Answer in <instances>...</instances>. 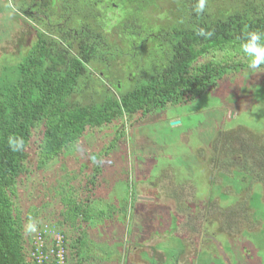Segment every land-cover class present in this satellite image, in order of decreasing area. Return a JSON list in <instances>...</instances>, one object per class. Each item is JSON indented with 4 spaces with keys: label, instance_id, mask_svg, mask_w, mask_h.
Wrapping results in <instances>:
<instances>
[{
    "label": "trees",
    "instance_id": "16d2710c",
    "mask_svg": "<svg viewBox=\"0 0 264 264\" xmlns=\"http://www.w3.org/2000/svg\"><path fill=\"white\" fill-rule=\"evenodd\" d=\"M10 1L11 5L23 4L18 7L26 15L22 25L37 34L31 46L22 49L18 62L0 69V264H33L27 230L30 223H54L65 236L67 261L84 264L88 260L82 247L85 236L77 230L81 225L92 226L93 218L105 217L102 208L92 205L94 190L105 183V166L97 162L92 167L83 184V197L73 194L77 187L58 175L66 172L65 168L55 169L56 177H50L48 185L54 198L59 196L57 216L53 222L37 218V212L24 216L17 202V185L31 171L28 150L33 131L37 128L40 134L39 159L34 166L39 170L76 146L81 150L83 137L93 130L101 131L103 125L121 122L124 130L123 121L137 123L156 108L195 101L211 92L216 97L228 93V106L238 105L239 99L264 82V64L249 67V58L242 50L247 32L264 33V0H206L203 13L196 11L198 0H38L35 4L30 0L29 6L25 0ZM149 18L153 25L146 27ZM201 29L211 35H200ZM147 54L152 61L148 75L139 69ZM239 54L241 57H236ZM114 59L123 64L117 77L133 83L129 89L122 79H111L109 62ZM130 71L137 77H127ZM228 132L232 151L241 163L246 146L237 144L241 131L234 138ZM223 133L218 136V149L224 143L220 139ZM10 136L23 139L22 150L9 148ZM118 139L103 147V153ZM225 148L229 150L228 142ZM236 164L243 171H235L234 180L226 182H236L239 188L248 186L253 174ZM213 191L221 200L229 198L219 189ZM131 195L128 197L133 202ZM261 197L254 192L248 198L254 213L251 201ZM120 204L116 211L126 218L125 199ZM164 227L170 229L168 224ZM132 232L130 229L129 234ZM72 234L75 239L70 238ZM126 244L132 242L127 239Z\"/></svg>",
    "mask_w": 264,
    "mask_h": 264
},
{
    "label": "rangeland",
    "instance_id": "374dc122",
    "mask_svg": "<svg viewBox=\"0 0 264 264\" xmlns=\"http://www.w3.org/2000/svg\"><path fill=\"white\" fill-rule=\"evenodd\" d=\"M7 6L9 8L5 19L0 15V33L2 29L6 30L5 37L0 40V69L18 62L23 55L22 49L31 46L36 34L33 28L23 27L26 18L20 15L15 4L7 2ZM149 24L153 25L150 18L146 27ZM108 50L110 48H106ZM148 57L149 54L144 57L145 71L152 62ZM236 57L240 58L241 55ZM122 67L123 64H119L116 59L110 60L112 80L118 82L122 79L117 77V71L122 72ZM105 71L110 77L111 73L106 68ZM121 81L125 83V89L133 84L129 80ZM221 95L223 96L216 97L211 92L195 101L156 108L137 123L123 121L124 130L121 122L103 125L101 131L93 130L83 137L80 142L81 150L76 146L73 152L69 153L68 150L65 155L51 159L39 170L34 168L39 159L40 134L36 128L28 150L31 171L17 185V202L23 215L37 212V218L53 222L52 218L58 213L55 208L59 196L54 198L52 189L49 191L48 181L50 177H56L54 170L59 172L64 167L68 174L60 171L58 175L77 187L73 194L78 193V196L83 197L85 178L89 177L92 167L100 162L105 166V183L94 190L96 196L92 205L102 208L105 217L93 218L92 221L95 222L92 226L81 225L80 230H77L78 234L85 236L82 247L88 254V260L84 264H135L136 254L132 252L130 255L126 245L128 235L137 234V238H142L147 232L161 231L165 224L172 228L168 219L178 221L173 230L177 227L179 232L191 231L186 235L181 233L189 238L188 242L185 240L186 250L182 256L185 264L196 255V264H210V261L212 264H222V261L264 264V82L257 84L235 106H228V93ZM76 98L80 99V96ZM173 121L176 123L172 124ZM224 131L220 137L224 143L222 149H218V136ZM227 131H230L228 133L233 138L241 131L237 144L246 145L241 163L235 151H232L233 144ZM117 137V144L103 153V147ZM226 142L229 150L223 149ZM228 152H231V156ZM106 158H111L110 162ZM218 163L225 167H216L221 171L213 172L212 166H217ZM236 163L243 165L254 176L249 186L239 190H235L238 189L237 183L226 182L234 180L235 177L229 175H234ZM211 175H215V185L210 186ZM221 183L225 184L222 192L229 196L226 200L219 199L211 191ZM253 191L262 194L261 199L251 201L255 213L248 207V198ZM131 193L134 194L133 202L130 200ZM209 197L210 202H213L210 206V202L207 205ZM124 199L128 209L126 218L123 213L124 217H121L116 211ZM109 213L113 217L107 216ZM118 217L124 219V225ZM220 224L223 225V231L219 230ZM130 229L133 230L131 235ZM65 230L66 233L70 232L69 228ZM143 230L146 232L143 233ZM226 231L230 234L225 233ZM243 231H247L246 236L242 234ZM179 232L165 235L159 240L170 245L167 246V251H163L167 258L171 253L180 251L177 238L171 239V243L169 238ZM191 233L193 234L189 235ZM75 237L72 234L70 238ZM228 238L232 252L224 253L223 250L228 251ZM130 241L132 244L136 243L134 239ZM198 246L201 249L197 254ZM172 260L168 258L165 264H172ZM137 262L143 264L139 260Z\"/></svg>",
    "mask_w": 264,
    "mask_h": 264
},
{
    "label": "crops",
    "instance_id": "0c3cea01",
    "mask_svg": "<svg viewBox=\"0 0 264 264\" xmlns=\"http://www.w3.org/2000/svg\"><path fill=\"white\" fill-rule=\"evenodd\" d=\"M215 161V163H216V160H214ZM213 167V172H220V171H218L217 169H216V167H225L224 165L223 166H221L219 163H218V165L217 166H212ZM228 175V174H227ZM211 176H213V175H211ZM229 176H231V177H233V175H229ZM214 179H215V175L212 177V178H210L209 179V182H210V186H211V184H213V185H215L214 184ZM236 183V182H235ZM222 185H216L217 186V189H219V190H221V193H223L222 192V190L223 189H225V184L224 183H221ZM238 184V183H237ZM226 187L228 188V185H226ZM238 187V186H237ZM243 188V187H242ZM235 189V188H234ZM237 189V188H236ZM235 189V190H236ZM238 189H241V188H239L238 187ZM211 191H213V190H211ZM214 193V195H217L218 197H219V199H221L220 198V195H219V193L218 192H215V191H213ZM224 194H226L225 192H224ZM228 195V194H227ZM216 197V196H215ZM171 198V197H170ZM210 200H211V197H209L208 198V202H207V205L209 204V202H210ZM213 202H210V204H209V206L212 204ZM262 219H263V217H262ZM170 221H171V223L173 224V226L175 227L176 225H177V223H178V221H176V220H174V219H169ZM264 220V219H263ZM263 224H264V222H263ZM262 226V225H261ZM170 228V227H169ZM161 231H159V232H147V233H145V235L144 236H142V238H137L138 236H137V234H135L134 236L133 235H131V236H129L128 235V238H129V241H130V239H134L135 240V242L136 243H134V244H126L127 246H128V248H129V254L131 255V253L132 252H135V254H136V257H137V259L139 260V262L140 263H143V264H165L166 263V261L168 260V258H172L173 260H172V264H185V262L183 261V259H182V256H183V254L185 253V250H186V245H185V240L188 242V237L187 236H185L188 232H191V231H184V230H182V231H180L179 232V229L176 227L174 230L173 229H168V228H165V227H163L162 229H160ZM219 230L220 231H223V225H219ZM237 230H238V228H237ZM252 231V230H251ZM144 232H146L145 230H143V233ZM179 232V234H177L176 236H169V238H170V243H171V239H174V238H177V242H178V244L180 245V251H178V253L176 252L175 254L174 253H171L169 256H168V258H167V255L165 256L164 255V252L163 251H167L168 249H167V246H170V245H167V244H164V243H162V242H159V240H161V238L163 237V236H165V235H172L173 233H178ZM249 232V231H248ZM181 233H184L185 235H181ZM225 233H227V234H230V232H225ZM193 233H191V234H189V235H192ZM242 234L244 235V236H246V234H247V231H243L242 232ZM241 234V235H242ZM229 239V238H228ZM138 240H141L140 242L138 241ZM226 240V239H225ZM229 242H227V240H226V242H227V244H226V247H227V250L228 251H225V250H223V252L224 253H226V252H230L231 251V249L229 248V244H231L230 243V239L228 240ZM131 242V241H130ZM141 242H143V243H141ZM201 249V247L200 246H198V249H196V251H197V254L200 252L199 250ZM203 251H205V250H203ZM217 252L219 251V250H216ZM205 252H207V251H205ZM232 252V251H231ZM208 253V252H207ZM195 254V253H194ZM134 257V256H133ZM216 258V257H215ZM136 259V258H135ZM136 259V263L135 264H139ZM196 259H197V255L194 257V259L192 260V261H189L188 260V263L187 264H196ZM223 263H229V264H234V263H230V261L228 262V261H226V262H224V261H222V264ZM210 264H212V261H210Z\"/></svg>",
    "mask_w": 264,
    "mask_h": 264
},
{
    "label": "clouds",
    "instance_id": "9594fccd",
    "mask_svg": "<svg viewBox=\"0 0 264 264\" xmlns=\"http://www.w3.org/2000/svg\"><path fill=\"white\" fill-rule=\"evenodd\" d=\"M205 9H206V0H198V4L196 6L197 13H203L205 11ZM199 34L202 36L203 35H209V36L211 35L210 32L205 33V31L203 29L200 30ZM242 50H243V53L249 58V67H251L253 69L259 68L262 64H264V33L257 32V31L247 32L244 35V39L242 42ZM8 146L13 151H20V150H22V148L24 146V141L21 137L10 136L8 138ZM229 167H230V165H228L227 168H229ZM45 224L50 225L56 231L63 234L54 224H51V223H45ZM41 225H44V224L35 225V223H30L27 226V230L30 231V238H31V231H35L36 226H41ZM64 241H65V236H64ZM64 250H65V258L67 260V252H66L65 245H64ZM30 254H31V251L29 252V256L32 260V263L35 264Z\"/></svg>",
    "mask_w": 264,
    "mask_h": 264
},
{
    "label": "built area",
    "instance_id": "2783aa9c",
    "mask_svg": "<svg viewBox=\"0 0 264 264\" xmlns=\"http://www.w3.org/2000/svg\"><path fill=\"white\" fill-rule=\"evenodd\" d=\"M31 240L30 255L35 264H70L65 258L64 235L50 225L36 226L31 231Z\"/></svg>",
    "mask_w": 264,
    "mask_h": 264
},
{
    "label": "flooded vegetation",
    "instance_id": "af4514ba",
    "mask_svg": "<svg viewBox=\"0 0 264 264\" xmlns=\"http://www.w3.org/2000/svg\"><path fill=\"white\" fill-rule=\"evenodd\" d=\"M22 0H17V2H21ZM28 1H30V0H28ZM28 1H26L27 3H28ZM32 2H35V0H31ZM7 2L10 4L11 3V1L10 0H0V15L2 14V18L3 19H5V17H6V11H7V9L9 8V6H7ZM16 2V3H17ZM36 2H38V0L36 1ZM14 4H15V2H14ZM33 4V3H32ZM16 6H17V11L18 12H20V15L22 16V17H24V18H26V15H24V13H23V9H18V7H20V6H22L21 4H15ZM25 9H29V8H25ZM4 34H6V30H4V29H2V31H1V33H0V40H2L5 36H4ZM36 34H37V31H36ZM36 34H35V37H36ZM111 44H113L114 43V40H110L109 41ZM107 52V51H106ZM107 54L108 55H111V53H109V52H107ZM140 70L141 71H143V72H145V70H143V66H141L140 67ZM132 75H134V72H132V71H130V72H127L126 73V76L128 77V76H132ZM264 145V144H263ZM237 170H240V171H243V169L242 168H240L239 166H237L236 167V171ZM226 264H229V263H226Z\"/></svg>",
    "mask_w": 264,
    "mask_h": 264
},
{
    "label": "water",
    "instance_id": "95a60500",
    "mask_svg": "<svg viewBox=\"0 0 264 264\" xmlns=\"http://www.w3.org/2000/svg\"><path fill=\"white\" fill-rule=\"evenodd\" d=\"M176 123V121H173L172 124Z\"/></svg>",
    "mask_w": 264,
    "mask_h": 264
}]
</instances>
